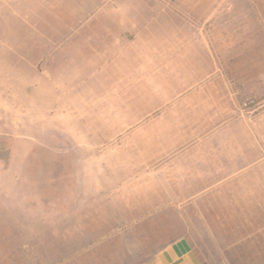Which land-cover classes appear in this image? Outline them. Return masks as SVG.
<instances>
[{"label": "rangeland", "instance_id": "rangeland-1", "mask_svg": "<svg viewBox=\"0 0 264 264\" xmlns=\"http://www.w3.org/2000/svg\"><path fill=\"white\" fill-rule=\"evenodd\" d=\"M206 39L222 70L245 75L228 84L256 159L219 207H170L194 193L154 183L165 149L134 143L135 120H100L125 96L103 94L110 79L95 72ZM201 79L196 94L213 82ZM250 231L264 233V0H0V264H148L180 237L206 255Z\"/></svg>", "mask_w": 264, "mask_h": 264}, {"label": "crops", "instance_id": "crops-1", "mask_svg": "<svg viewBox=\"0 0 264 264\" xmlns=\"http://www.w3.org/2000/svg\"><path fill=\"white\" fill-rule=\"evenodd\" d=\"M190 44L194 50H189L186 55H182L181 50L174 55H150V52L158 53L155 49L131 60L130 56H110L106 62L109 65L100 66L95 77H109V93L102 89L103 94L125 96V102L104 105L102 112L108 114H103L100 120L114 121L115 124L135 120L131 130H143L141 135L133 137L134 143L163 145L165 151L154 166L160 169L154 183L164 192L194 193L180 198L170 207H219L225 201L220 203L217 193L237 190L230 177L244 176L246 161L256 157L255 147L253 157L251 153L247 156L246 122L239 115L243 108L228 84L230 79H244L245 75L243 73L240 77L238 72L231 77L228 71L219 67L223 64V57L215 55L212 40L200 41L201 50L198 41ZM99 64L103 62L100 60ZM134 74L142 75L140 83L134 84ZM121 75H124L125 83ZM197 79H201L202 84L213 82L196 94L194 81ZM220 118L222 122H218ZM199 120L203 130L193 138L191 135H197L198 131L191 130L192 123ZM207 120L217 123H207L212 128L206 133ZM145 123L147 129L144 130ZM185 134L190 137L186 138ZM200 144L205 146L196 147ZM260 158L258 153L257 159ZM217 236V232L212 234L213 241L219 239ZM221 239L225 242L222 248L208 251L206 256L191 236L180 237L161 249L148 264H264V233L250 231ZM226 240L230 243L226 244Z\"/></svg>", "mask_w": 264, "mask_h": 264}]
</instances>
